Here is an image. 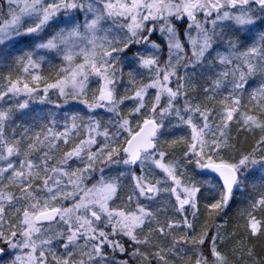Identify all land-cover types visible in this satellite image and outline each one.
Returning <instances> with one entry per match:
<instances>
[{"label": "snow or ice", "instance_id": "obj_1", "mask_svg": "<svg viewBox=\"0 0 264 264\" xmlns=\"http://www.w3.org/2000/svg\"><path fill=\"white\" fill-rule=\"evenodd\" d=\"M0 264H264V0H0Z\"/></svg>", "mask_w": 264, "mask_h": 264}]
</instances>
